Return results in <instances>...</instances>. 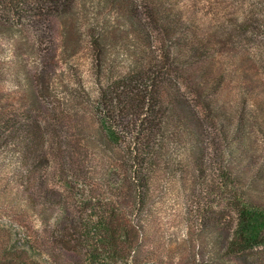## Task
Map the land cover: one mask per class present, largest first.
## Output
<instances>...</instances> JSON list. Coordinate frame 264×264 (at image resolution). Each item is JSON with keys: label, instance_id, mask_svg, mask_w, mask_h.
I'll return each instance as SVG.
<instances>
[{"label": "trees", "instance_id": "obj_1", "mask_svg": "<svg viewBox=\"0 0 264 264\" xmlns=\"http://www.w3.org/2000/svg\"><path fill=\"white\" fill-rule=\"evenodd\" d=\"M228 1L234 15L219 19L199 16L192 0H110L112 9L130 17L139 48L134 65L111 75L92 104L102 178L121 179L109 198L77 200L53 187L47 170L52 156L65 152L62 131L42 126L45 116L21 121L0 106V211L18 222V229L0 230V264H131L143 245L135 216L154 175L185 163L203 174L212 150L224 203L216 225L220 256L177 264H264V206L229 189L236 178L229 157L236 137L230 131L235 125L244 136L246 121L243 113L237 119L235 99H220L229 74L248 92L249 81L241 76L248 63L264 78V0ZM77 5L0 0V17L65 16ZM6 24L0 22V31ZM119 37L114 28L95 38L101 72L103 42L115 44ZM27 104L45 108L35 94Z\"/></svg>", "mask_w": 264, "mask_h": 264}, {"label": "rangeland", "instance_id": "obj_2", "mask_svg": "<svg viewBox=\"0 0 264 264\" xmlns=\"http://www.w3.org/2000/svg\"><path fill=\"white\" fill-rule=\"evenodd\" d=\"M192 1L201 17L234 15L228 0ZM110 3L78 0L74 12L65 16L0 17L7 23L0 31V106L5 104L8 114L21 121L45 116L42 126L53 133L62 131L65 152L52 156L47 179L77 200L109 198L121 181L116 175H109L107 181L102 178L100 155L95 157L101 145L92 104L111 75L134 65L139 42L130 17L119 14ZM114 28L121 37L115 44L107 38L103 42L107 56L101 72L95 38ZM244 66L241 76L249 81L248 92L241 88V79L229 74L228 89L220 97L221 101L235 99L240 110L237 119L243 113L246 121L244 136L235 125L230 131L236 137L229 153L236 178L229 189L264 206V78L261 69L250 63ZM34 94L45 102L43 110L27 104ZM214 156L212 150L200 175L190 163L177 164L174 170L162 168L154 175L148 200L135 216L143 245L131 264H177L191 257L212 261L220 256L216 225L224 203L220 164ZM4 200L0 197V203ZM17 223L9 212L0 211V230L18 229Z\"/></svg>", "mask_w": 264, "mask_h": 264}]
</instances>
